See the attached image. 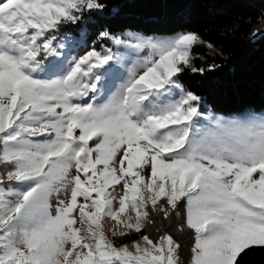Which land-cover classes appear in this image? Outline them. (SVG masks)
<instances>
[{
	"label": "snow or ice",
	"instance_id": "1",
	"mask_svg": "<svg viewBox=\"0 0 264 264\" xmlns=\"http://www.w3.org/2000/svg\"><path fill=\"white\" fill-rule=\"evenodd\" d=\"M111 9L0 2V264H182L172 235L142 234L155 216L191 230L189 264H239L264 248V111L217 115L182 82L220 67L197 66L215 48L195 32L99 25L77 55Z\"/></svg>",
	"mask_w": 264,
	"mask_h": 264
},
{
	"label": "trees",
	"instance_id": "2",
	"mask_svg": "<svg viewBox=\"0 0 264 264\" xmlns=\"http://www.w3.org/2000/svg\"><path fill=\"white\" fill-rule=\"evenodd\" d=\"M111 3L113 9L89 25L87 44L77 55L100 42L99 25L108 26L117 34L125 30L159 36L181 30L195 32L215 48L214 52L203 45L195 46L194 52L203 57L195 61L197 66L215 62L220 67L205 75L186 73L182 82L203 96L208 109L217 114L264 110V37L250 39L254 29H264V0H111ZM154 218L155 225L142 234L155 240L166 231L181 245L182 264H189L191 230L178 231L179 218L172 221L162 216ZM137 237L140 235L133 233L118 242ZM239 264H264V248L247 250L239 258Z\"/></svg>",
	"mask_w": 264,
	"mask_h": 264
},
{
	"label": "rangeland",
	"instance_id": "3",
	"mask_svg": "<svg viewBox=\"0 0 264 264\" xmlns=\"http://www.w3.org/2000/svg\"><path fill=\"white\" fill-rule=\"evenodd\" d=\"M125 31H130V30H125ZM140 33V32H139ZM153 35H156V36H159L158 34H153ZM167 35H169V34H167ZM102 44H105V42L104 41H100L97 45H93L91 48H93V47H95L97 50H100V48H101V45ZM106 46L107 47H111L114 51L116 50V48H117V46H115V45H112L110 42H108L107 44H106ZM88 51V49L86 50V51H84L83 53H81L80 55H83V54H85V52H87ZM144 55H146V52L145 53H143ZM125 75H126V73H125ZM205 107H206V109H208V106H207V104H206V102H205ZM209 110V109H208ZM256 112H262V111H264V110H261V111H259V110H255ZM243 112H246V111H242L241 113H243ZM216 113V112H215ZM240 113V114H241ZM217 114V113H216ZM217 115H221V114H217ZM239 115V114H238ZM223 116H225V117H232V116H237V115H232V114H227V115H223ZM73 175H75V170L73 169V173H72ZM109 191L110 192H112V194L114 195V196H116V197H118L120 194H122V192H123V188H122V185H117V186H115V189L113 190V189H109ZM114 206H116V207H118V202H114ZM129 214H131L130 212H129ZM115 225V221H112L110 218H108V219H106L105 221H104V227H105V232H106V235L108 236V238L109 239H113V237H112V234H111V229L113 228V226ZM122 230V229H121ZM140 239V237L138 238H135L134 240H139ZM118 240L119 239H116L114 242L116 243V245L117 246H120V243L118 242ZM192 240H193V238H192ZM131 241L132 240H130V241H127V242H123V243H126V244H131ZM193 243V242H192Z\"/></svg>",
	"mask_w": 264,
	"mask_h": 264
}]
</instances>
